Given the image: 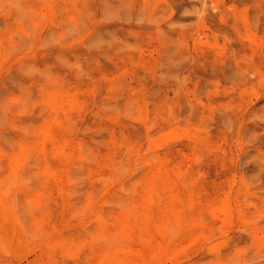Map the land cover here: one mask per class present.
<instances>
[{
  "label": "rangeland",
  "instance_id": "rangeland-1",
  "mask_svg": "<svg viewBox=\"0 0 264 264\" xmlns=\"http://www.w3.org/2000/svg\"><path fill=\"white\" fill-rule=\"evenodd\" d=\"M0 264H264V0H0Z\"/></svg>",
  "mask_w": 264,
  "mask_h": 264
}]
</instances>
